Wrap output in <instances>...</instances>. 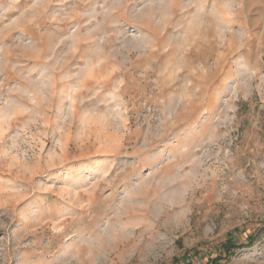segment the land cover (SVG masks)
I'll return each mask as SVG.
<instances>
[{
	"label": "rangeland",
	"instance_id": "1",
	"mask_svg": "<svg viewBox=\"0 0 264 264\" xmlns=\"http://www.w3.org/2000/svg\"><path fill=\"white\" fill-rule=\"evenodd\" d=\"M214 259L264 264V0H0V264Z\"/></svg>",
	"mask_w": 264,
	"mask_h": 264
},
{
	"label": "trees",
	"instance_id": "2",
	"mask_svg": "<svg viewBox=\"0 0 264 264\" xmlns=\"http://www.w3.org/2000/svg\"><path fill=\"white\" fill-rule=\"evenodd\" d=\"M223 249L225 250V252H229L230 250L236 248L235 243L233 242V240H231L230 238H228L226 240V242L222 245ZM218 261V259H214L212 261V263H216Z\"/></svg>",
	"mask_w": 264,
	"mask_h": 264
}]
</instances>
